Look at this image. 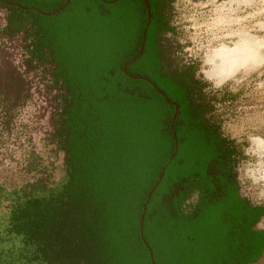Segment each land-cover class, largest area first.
<instances>
[{"label":"trees","instance_id":"obj_1","mask_svg":"<svg viewBox=\"0 0 264 264\" xmlns=\"http://www.w3.org/2000/svg\"><path fill=\"white\" fill-rule=\"evenodd\" d=\"M170 1L149 0L146 47L155 24L159 37L168 31L160 7ZM26 3L49 13L64 0H0V37L22 33L23 73H39L52 95L47 143L62 154L60 191L38 200L32 194L45 185H26L29 212L15 231L36 241L42 264H150L148 252L154 264H256L264 256V231L256 229L264 204L239 194L238 151L204 117L192 69L170 71L152 57L147 68L135 62L126 75L119 70L140 44L142 4L69 0L57 15L79 10L84 28L66 42L49 18L23 11ZM159 73L165 79L157 81ZM141 78L178 106L172 125L173 108ZM146 105L158 109L148 120ZM161 170L140 237L142 205Z\"/></svg>","mask_w":264,"mask_h":264},{"label":"rangeland","instance_id":"obj_2","mask_svg":"<svg viewBox=\"0 0 264 264\" xmlns=\"http://www.w3.org/2000/svg\"><path fill=\"white\" fill-rule=\"evenodd\" d=\"M78 11L69 9L45 18L66 42L71 34L78 41L76 34L81 35L79 28H84ZM220 13L225 24L215 30L212 24ZM164 20L168 31L161 39L166 64L171 70L192 69L204 117L238 151L239 194L251 204H264V60L221 81L209 74L208 62L220 45L233 48L241 33L256 38L264 48V0H171ZM3 26L4 12L0 11V30ZM22 39V33L0 37V264H42L36 241L15 233L29 212L24 205L26 185L44 184L45 190L32 196L47 200L60 191L65 179L62 154L46 137L52 95L39 73H23ZM157 110L144 106L147 120ZM256 229L264 231V217ZM256 264H264V256Z\"/></svg>","mask_w":264,"mask_h":264},{"label":"bare ground","instance_id":"obj_3","mask_svg":"<svg viewBox=\"0 0 264 264\" xmlns=\"http://www.w3.org/2000/svg\"><path fill=\"white\" fill-rule=\"evenodd\" d=\"M220 23L221 25L225 24V17H223L222 13L213 21L212 26L215 27V30L222 27L218 26ZM238 36L240 41L233 48H228L225 44L221 43L222 45L208 56V62L211 64L209 74L217 81L224 80L226 77H232L241 69H253L264 60V48L256 38L244 33ZM262 146H264V143Z\"/></svg>","mask_w":264,"mask_h":264},{"label":"flooded vegetation","instance_id":"obj_4","mask_svg":"<svg viewBox=\"0 0 264 264\" xmlns=\"http://www.w3.org/2000/svg\"><path fill=\"white\" fill-rule=\"evenodd\" d=\"M118 1V0H117ZM141 4H142V6H143V9H144V12H145V24H146V9H145V6L143 5V3L140 1V0H138ZM146 1V5H147V8H148V11H149V15H150V11L152 10H154L155 9V7L153 6V4L152 3H150L149 2V0H145ZM103 3V2H102ZM104 4V3H103ZM105 5H110V4H105ZM168 5V4H167ZM167 5H163V6H161L160 7V18H162V19H164V11H165V9H166V6ZM158 8V7H157ZM150 18H151V15H150V17H149V20H148V23H147V27H146V29L148 28V24H149V21H150ZM156 23V22H155ZM145 24H144V27H145ZM144 27H143V29H144ZM158 24H155L154 25V29H153V31H152V33H151V35H150V38H149V40H148V46L146 47V43H145V34H146V30H145V33H144V41H143V44H142V42H141V38H140V44H139V46H138V48H137V51H136V54H137V52H138V50H139V48H140V46H141V44H142V49H141V52H140V55L138 56V58L134 61V62H132V63H135V62H137L136 63V67H144V68H147V67H149L150 65H149V62H152L153 61V59H151L152 57H155L156 59H158V60H156V61H160V64H163V65H165V67L166 68H168L170 71H177V72H179V71H182V70H185V69H188L189 67H184V68H182V69H180V70H171L169 67H168V65L166 64V61H165V59H164V57H163V49H162V46H163V42H162V39H161V37H159V30H158ZM143 29H142V31H143ZM141 37H142V32H141ZM158 49H159V52H158ZM143 52H145V59H142V60H140V58H142V54H143ZM156 53H157V55H156ZM135 54V55H136ZM133 58V57H132ZM131 58V59H132ZM148 58V59H147ZM127 62V61H126ZM131 63V64H132ZM131 64H129L128 66H130ZM127 66V67H128ZM126 67V68H127ZM126 68H125V72H126ZM131 77H137V76H130V78ZM165 79V76L163 75V73H159L158 75H157V81L158 80H161V79ZM133 79V78H132ZM138 79H139V77H138ZM142 80H145L146 82H147V84L152 88V90H159V88H157L151 81H149V80H146V79H144V78H141ZM192 79H194V80H196L197 81V79H196V77L194 76V72L192 71ZM162 94H163V92L161 91V90H159ZM156 92V91H155ZM157 93V92H156ZM158 94V93H157ZM159 95V94H158ZM160 96V95H159ZM163 96H164V98L167 100V98L165 97V95L163 94ZM162 97V96H161ZM163 98V97H162ZM164 100V99H163ZM168 101V100H167ZM165 102V101H164ZM169 103H174V102H172V101H168ZM166 103V102H165ZM167 104V103H166ZM175 104V103H174ZM167 105H170L172 108H173V106L171 105V104H167ZM176 105V104H175ZM177 106V105H176ZM174 109V108H173ZM173 114V113H172ZM177 114H178V106H177ZM177 116V115H176ZM172 117V116H171ZM176 119V118H175ZM175 121V120H174ZM173 121V122H174ZM171 122V121H170ZM172 122V123H173ZM196 198H197V193L195 192L192 196H191V200L194 202V200H196Z\"/></svg>","mask_w":264,"mask_h":264},{"label":"water","instance_id":"obj_5","mask_svg":"<svg viewBox=\"0 0 264 264\" xmlns=\"http://www.w3.org/2000/svg\"><path fill=\"white\" fill-rule=\"evenodd\" d=\"M117 0H112L110 2H105L104 0H101V2H103L104 4H113L115 3ZM143 5L145 6V9H146V24H145V27L142 31V37H141V42L143 44V41H144V33H145V30H146V27H147V23H148V20H149V11H148V8H147V5H146V1L145 0H140ZM69 3V0H64V3L62 4V6H60L59 8L49 12V13H42L34 8H21L23 11H26V10H30V11H33L35 14L37 15H40L42 17H51V16H54L58 13H61L64 11L65 7L68 5ZM142 44L137 52V54L129 61L125 62L121 67H120V72L124 75H126V72H125V68L131 64L132 62H134L138 56L140 55V52H141V49H142ZM133 79H138V77H131ZM160 96L163 97L164 101L167 103V104H171L173 106V114H172V117H171V125H172V122L175 120L176 118V115H177V106L174 104V103H169L163 96V94L159 91V90H155ZM173 141H174V145H175V140H174V137H173ZM175 151H176V148H174V151H173V154H172V157L174 156L175 154ZM162 175H163V171L161 170L159 173H158V176L155 180V183L151 186L150 190L147 192L146 196H145V201L142 205V212H141V215H140V219H139V226H138V232H139V236L141 237V226H142V220H143V212L145 210V207H146V204L151 196V194L153 193V191L155 190V188L157 187V185L159 184V182L161 181V178H162ZM144 244V243H143ZM148 258H149V262L150 264H154L152 262V257H151V254L150 252H148Z\"/></svg>","mask_w":264,"mask_h":264}]
</instances>
